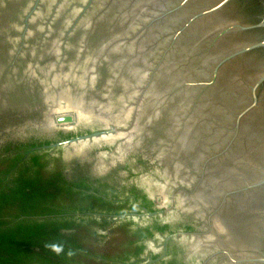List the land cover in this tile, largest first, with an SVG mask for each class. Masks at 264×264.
<instances>
[{
    "label": "water",
    "instance_id": "1",
    "mask_svg": "<svg viewBox=\"0 0 264 264\" xmlns=\"http://www.w3.org/2000/svg\"><path fill=\"white\" fill-rule=\"evenodd\" d=\"M26 98L139 132L264 264V0H0V128Z\"/></svg>",
    "mask_w": 264,
    "mask_h": 264
},
{
    "label": "rangeland",
    "instance_id": "2",
    "mask_svg": "<svg viewBox=\"0 0 264 264\" xmlns=\"http://www.w3.org/2000/svg\"><path fill=\"white\" fill-rule=\"evenodd\" d=\"M29 99L0 128V157L42 155L52 167L59 159L65 182L106 202L126 206L120 213H75L108 221L98 229L91 255L103 261V243L119 238L117 224L144 229L139 256L118 264H252L215 215L164 165L139 132L81 122ZM80 215V216H79ZM115 228L114 236L109 229ZM183 232L185 234L175 235ZM134 247V248H135ZM133 248V247H132ZM88 262V260H86Z\"/></svg>",
    "mask_w": 264,
    "mask_h": 264
},
{
    "label": "trees",
    "instance_id": "3",
    "mask_svg": "<svg viewBox=\"0 0 264 264\" xmlns=\"http://www.w3.org/2000/svg\"><path fill=\"white\" fill-rule=\"evenodd\" d=\"M54 161L49 167L42 155L25 152L0 157V264H118L139 256L143 247L134 245L150 233L120 223L119 238L100 248L103 261L91 259L101 241L98 229L109 223L75 213H120L126 206L68 185L59 159ZM110 233L114 236L115 228ZM52 244L63 251H52Z\"/></svg>",
    "mask_w": 264,
    "mask_h": 264
},
{
    "label": "clouds",
    "instance_id": "4",
    "mask_svg": "<svg viewBox=\"0 0 264 264\" xmlns=\"http://www.w3.org/2000/svg\"><path fill=\"white\" fill-rule=\"evenodd\" d=\"M48 247H50L51 250L56 252L57 254H59L63 251L62 247L60 245H57V244L48 245Z\"/></svg>",
    "mask_w": 264,
    "mask_h": 264
}]
</instances>
